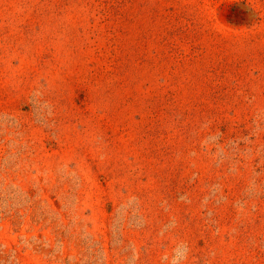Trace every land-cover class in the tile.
<instances>
[{"label": "rangeland", "instance_id": "1", "mask_svg": "<svg viewBox=\"0 0 264 264\" xmlns=\"http://www.w3.org/2000/svg\"><path fill=\"white\" fill-rule=\"evenodd\" d=\"M0 264H264V0H0Z\"/></svg>", "mask_w": 264, "mask_h": 264}]
</instances>
